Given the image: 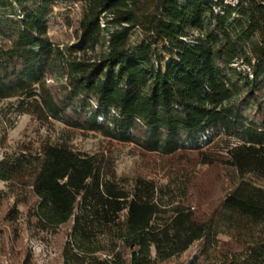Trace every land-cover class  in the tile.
<instances>
[{"label": "trees", "instance_id": "16d2710c", "mask_svg": "<svg viewBox=\"0 0 264 264\" xmlns=\"http://www.w3.org/2000/svg\"><path fill=\"white\" fill-rule=\"evenodd\" d=\"M61 8L68 43L50 35ZM5 100L109 143L45 141L0 159V181L21 195L8 222L26 203L38 233L71 223L62 264H264V0H0ZM113 142L153 157L155 172L120 178ZM200 165L225 173L207 202Z\"/></svg>", "mask_w": 264, "mask_h": 264}, {"label": "rangeland", "instance_id": "374dc122", "mask_svg": "<svg viewBox=\"0 0 264 264\" xmlns=\"http://www.w3.org/2000/svg\"><path fill=\"white\" fill-rule=\"evenodd\" d=\"M67 9H58L50 28L53 40L60 43L71 41L72 30L66 25L65 17L69 14ZM72 18L78 19V11H70ZM15 100L0 102V159L5 154H15L24 149V146L38 148L42 142L66 141L75 149L87 153H95L108 146V141L96 132H81L66 128L61 122L53 121L43 124L29 114L15 112ZM208 136V135H207ZM207 141L203 137L199 143ZM115 163L120 178H132L135 172L154 173L153 157L141 154L133 144L113 142ZM152 165V166H151ZM166 174V173H165ZM160 171L156 177L166 182L168 179ZM195 184L198 190L195 195L207 202L221 196L225 173L219 166H198ZM0 189L8 192L0 205V229L4 235L0 243V264H62V247L67 239L71 223L62 226L57 233H38L27 222L28 204H19L23 212L21 219L12 224L5 219L9 208L21 198L19 193H12L0 181ZM19 194V195H18ZM32 202V200H29ZM195 245L182 259H187L196 249Z\"/></svg>", "mask_w": 264, "mask_h": 264}]
</instances>
